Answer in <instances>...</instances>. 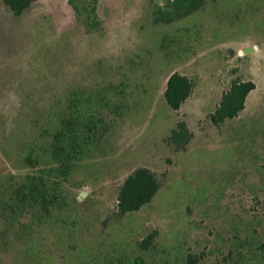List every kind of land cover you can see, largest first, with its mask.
<instances>
[{
  "label": "rangeland",
  "instance_id": "1",
  "mask_svg": "<svg viewBox=\"0 0 264 264\" xmlns=\"http://www.w3.org/2000/svg\"><path fill=\"white\" fill-rule=\"evenodd\" d=\"M174 2L98 0L93 14L95 0H36L17 17L0 0V264H264V0H206L168 23ZM174 73L193 83L177 111ZM249 81L244 110L215 126L223 94ZM76 100L104 122L100 143L57 180L48 219L4 218ZM140 168L159 190L117 217Z\"/></svg>",
  "mask_w": 264,
  "mask_h": 264
},
{
  "label": "trees",
  "instance_id": "2",
  "mask_svg": "<svg viewBox=\"0 0 264 264\" xmlns=\"http://www.w3.org/2000/svg\"><path fill=\"white\" fill-rule=\"evenodd\" d=\"M36 0H4L5 5L17 17L23 15ZM206 0H175L168 3L179 13L170 17L168 23L175 18L189 16L198 11ZM98 0L92 7L96 14ZM94 27V24L91 25ZM255 89L253 82H234L231 88L222 96L219 106L210 115V120L215 126H220L226 120L236 118L245 108L246 99ZM193 91L192 81L179 73L171 75L167 82L165 99L173 110H179L188 100ZM79 101L70 103V110L61 117L58 127L52 132L50 147V162L46 167L36 169L24 181L18 183L13 190L11 203L4 205L2 216L22 213H33V221L39 222L37 215L48 219L54 207H60L59 178L66 177L73 167V163L84 158L87 146L100 143L106 131L104 122L96 118L94 113L85 112L78 108ZM183 132H187L182 125ZM177 134V133H175ZM183 135V134H182ZM179 136V135H177ZM189 142V137L182 136ZM30 163L32 164V160ZM36 168V167H35ZM159 190V183L154 174L145 168H140L131 174L121 186L118 195L117 217H124L134 213L151 203ZM6 207L8 210L6 211ZM37 214V215H36ZM37 217V218H36Z\"/></svg>",
  "mask_w": 264,
  "mask_h": 264
}]
</instances>
